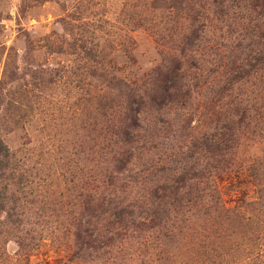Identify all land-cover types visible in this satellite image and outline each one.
Segmentation results:
<instances>
[{"label": "rangeland", "instance_id": "rangeland-1", "mask_svg": "<svg viewBox=\"0 0 264 264\" xmlns=\"http://www.w3.org/2000/svg\"><path fill=\"white\" fill-rule=\"evenodd\" d=\"M0 264H264V0H0Z\"/></svg>", "mask_w": 264, "mask_h": 264}, {"label": "trees", "instance_id": "trees-1", "mask_svg": "<svg viewBox=\"0 0 264 264\" xmlns=\"http://www.w3.org/2000/svg\"><path fill=\"white\" fill-rule=\"evenodd\" d=\"M9 158L8 147L0 139V178L4 173V169L7 167V160Z\"/></svg>", "mask_w": 264, "mask_h": 264}]
</instances>
